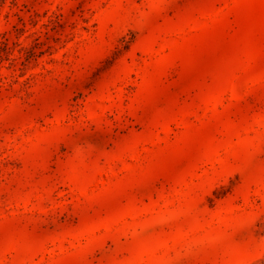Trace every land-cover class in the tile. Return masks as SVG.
Wrapping results in <instances>:
<instances>
[{"label":"rangeland","instance_id":"1","mask_svg":"<svg viewBox=\"0 0 264 264\" xmlns=\"http://www.w3.org/2000/svg\"><path fill=\"white\" fill-rule=\"evenodd\" d=\"M0 264H264V0H0Z\"/></svg>","mask_w":264,"mask_h":264}]
</instances>
